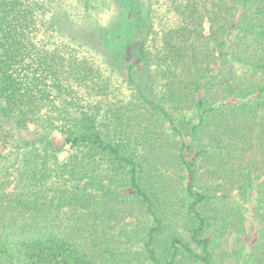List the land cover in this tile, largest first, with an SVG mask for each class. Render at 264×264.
Wrapping results in <instances>:
<instances>
[{
	"label": "trees",
	"instance_id": "obj_1",
	"mask_svg": "<svg viewBox=\"0 0 264 264\" xmlns=\"http://www.w3.org/2000/svg\"><path fill=\"white\" fill-rule=\"evenodd\" d=\"M46 1L0 0V120L13 121L17 129L35 125V139L24 147L46 146L43 155L36 153L11 166L20 176L0 186V264H216L211 258L212 240L203 235L211 217L196 207L208 197L195 190V158H186L183 153L200 140V128L191 126V141L181 142L180 159L190 178L185 191L197 198L187 207L194 226L190 239L202 246L203 254L195 253L175 228H171L165 246L160 244L166 221L171 222L162 208L166 205L168 212L175 206L174 200L160 204V198L148 187L141 164L113 137L125 135L126 126L120 122L105 126L104 121L98 122L97 102L80 106L70 97L69 75L81 79L94 73L76 60L67 62L60 48L50 49L39 38L41 33L59 31L55 21L46 23L43 19ZM224 1L211 9H181L195 22L196 51L185 58L182 49H187L186 42L181 40L178 47L169 39L164 47L169 57L166 60L171 63L168 69L172 77V60L187 64L193 77L190 82L183 77L181 86L171 85L169 93L175 109L194 108L200 125L212 119L216 132H223L229 119L233 123L226 131L240 126L239 149H214L218 153L210 158L222 171L228 153L239 158L244 154L241 160L246 162L247 171L242 174V183L249 187L254 173L264 176V0ZM205 22L210 24L208 36L203 35ZM148 35L133 38L132 42L138 43V60L149 57ZM204 46L209 49L203 50ZM136 64L132 61L122 68L131 72ZM210 64L218 69L207 77ZM203 79L207 83L201 85ZM140 97L145 96L140 92ZM218 102L222 104L216 107ZM148 106L152 115L166 117L176 133L183 134L187 126L176 124L168 107L160 101H148ZM121 116L119 110L105 119L113 121ZM3 121L0 146L8 143ZM57 133L65 136L61 147L54 139ZM217 143L221 148L218 138ZM67 144L75 149L68 159L61 160L59 154ZM235 158L233 155L231 160ZM99 161L111 162L106 173H101L103 164ZM230 168L228 177L235 171L234 165ZM164 176L157 177L162 180ZM97 184L99 190L94 189ZM127 205H140L144 217L152 220L138 235L133 223L120 226L127 215H135L134 209L125 208ZM123 207L126 213L120 211ZM257 248L259 255L246 264H264V243Z\"/></svg>",
	"mask_w": 264,
	"mask_h": 264
},
{
	"label": "rangeland",
	"instance_id": "obj_2",
	"mask_svg": "<svg viewBox=\"0 0 264 264\" xmlns=\"http://www.w3.org/2000/svg\"><path fill=\"white\" fill-rule=\"evenodd\" d=\"M222 3L225 1L48 0L43 19L46 23L55 21L59 31L41 33L39 38H43L50 49L60 48L67 62L73 60L75 63L76 60L77 63L93 70L94 76H85L81 79L69 75L70 97L72 99L74 97L80 106L88 105L90 101L97 102V119L98 122L104 121L105 126L118 122L123 124L121 126H126L127 135L113 137L122 145L121 149L136 158L146 171L142 169L149 189L160 198V204L174 200L175 206L168 208V212H165L166 205L162 208V212L171 218L170 223L166 221V234L160 239L162 247L169 239L171 228H175L195 253L203 254L202 246L190 239L194 226H191L189 219H193L187 207L197 198L189 196L185 191L190 178L180 159L181 142L189 143L192 136L191 126L198 125L200 140H196L192 149H183V153L186 158H195V190L201 194L206 193L208 197L205 202L196 206L203 215L211 217V224L203 235L212 240L210 249L213 262L246 264L256 259L259 255L257 245L264 243V194H262L264 176L254 173L251 185L249 187L243 185L242 174L247 171L244 170L246 162L241 160L244 154L239 158L236 153L232 155L228 153L229 159L224 160L223 170H218L220 167H217L210 157H215L218 153L214 149H239L241 143L237 131L240 126H235L232 132L226 131L233 123L227 119L223 132H216L212 119L207 120L204 125L198 124L199 116L194 108L175 109L169 87L171 85L180 87L185 76L188 82L192 81L193 74L187 64L185 66L172 60L175 66L173 68L175 76L172 77L168 69L171 63L166 60L169 57L166 56L164 48L169 39L173 46L178 47H181L182 40L187 45V49H182L184 57L186 58L188 53L193 54L196 51L194 42L196 25L191 16L181 9L183 7L211 9ZM203 26V35L208 36L210 24L205 22ZM146 32L149 33L146 42L149 57L142 61L137 57L138 43L132 41L138 36L144 37ZM208 49V46L203 47V50ZM132 61H136L137 64L131 72L128 68H122V65L123 67L131 65ZM216 61L219 67L221 58L218 56ZM181 66H185V69ZM218 67L213 64L207 66L206 76H213L212 73L216 72L214 68ZM68 68L71 69L69 65ZM184 70L188 72L185 73ZM204 79L201 85L207 83ZM139 91L145 97H140ZM148 101L157 103L160 101L168 107L175 123L187 126L183 134L176 133L166 117L152 115L153 113L148 111ZM232 101L235 100H230L229 103ZM221 104L218 102L215 106L219 107ZM109 109L111 110L107 113ZM119 110L122 113L119 119L113 121L105 119L106 115L112 116L114 111ZM3 123L8 143L0 146V186L13 181L15 176H20L14 168H10L11 166L18 165V161L25 157H33L36 153L43 155L46 151V146L39 143L34 148L24 147L28 142L34 141L35 125H31L29 129H17L11 120H4ZM216 137L221 148L218 143L216 144ZM54 139L57 146L65 144V136L61 134L57 133ZM72 149L75 148L67 144L59 158L68 159L73 152ZM233 155L236 156V160H231ZM104 159L106 157H103V161ZM109 163L99 161V164H103L101 173H106L105 169ZM233 165L235 171L228 177L226 173ZM158 175L165 176L159 180ZM107 187H110L109 180ZM94 189H100L98 184ZM125 208L128 211H131L130 208L134 209L135 215L134 217L127 215V218L122 220L124 224L120 226L133 223L134 232L138 235L146 224H152L151 218L144 217L145 211L140 205L137 208L134 205H127ZM119 209L121 211L124 207ZM224 214L227 215L226 218L223 217Z\"/></svg>",
	"mask_w": 264,
	"mask_h": 264
}]
</instances>
